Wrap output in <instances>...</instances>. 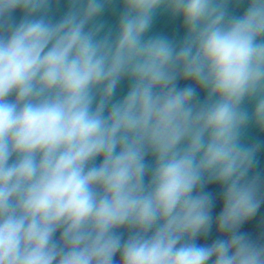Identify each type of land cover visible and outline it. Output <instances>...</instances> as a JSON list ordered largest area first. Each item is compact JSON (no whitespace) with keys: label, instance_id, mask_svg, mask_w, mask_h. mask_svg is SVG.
<instances>
[{"label":"clouds","instance_id":"9594fccd","mask_svg":"<svg viewBox=\"0 0 264 264\" xmlns=\"http://www.w3.org/2000/svg\"><path fill=\"white\" fill-rule=\"evenodd\" d=\"M63 2L0 0V264H264V0Z\"/></svg>","mask_w":264,"mask_h":264}]
</instances>
